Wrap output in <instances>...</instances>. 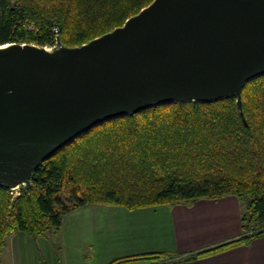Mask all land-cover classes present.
I'll return each mask as SVG.
<instances>
[{"label": "trees", "instance_id": "trees-1", "mask_svg": "<svg viewBox=\"0 0 264 264\" xmlns=\"http://www.w3.org/2000/svg\"><path fill=\"white\" fill-rule=\"evenodd\" d=\"M153 0H0V44L82 45ZM31 23L33 29H28ZM236 98L168 103L97 123L46 159L28 193L0 186V248L15 232L31 237L60 229L66 215L90 205L129 210L192 205L234 195L242 235L186 255L192 261L264 235V74ZM62 196L70 201L65 202ZM165 252L118 257L108 264H171Z\"/></svg>", "mask_w": 264, "mask_h": 264}, {"label": "water", "instance_id": "water-1", "mask_svg": "<svg viewBox=\"0 0 264 264\" xmlns=\"http://www.w3.org/2000/svg\"><path fill=\"white\" fill-rule=\"evenodd\" d=\"M264 74V0H153L78 46L0 44V186L97 123L168 103L236 98Z\"/></svg>", "mask_w": 264, "mask_h": 264}, {"label": "crops", "instance_id": "crops-1", "mask_svg": "<svg viewBox=\"0 0 264 264\" xmlns=\"http://www.w3.org/2000/svg\"><path fill=\"white\" fill-rule=\"evenodd\" d=\"M87 206L89 205L78 210H87ZM145 209L113 211L112 218L119 225L125 242L124 248L113 260L126 255L165 252L173 256L174 262L171 264H264V235L247 245L236 246L204 258L183 261L190 253L242 235L240 205L235 196L215 200L199 199L192 205L164 204L151 211H143ZM123 225L125 227H121ZM94 229L93 225L91 232ZM37 238L34 239L22 231L9 236L0 248V264H36L37 256L29 245L32 239Z\"/></svg>", "mask_w": 264, "mask_h": 264}, {"label": "rangeland", "instance_id": "rangeland-1", "mask_svg": "<svg viewBox=\"0 0 264 264\" xmlns=\"http://www.w3.org/2000/svg\"><path fill=\"white\" fill-rule=\"evenodd\" d=\"M19 194L20 187L12 193L13 197ZM62 199L65 202L70 201L67 196H62ZM237 199L241 216L242 203L244 202ZM87 207H91L89 208L90 212L87 211L88 208L87 210L86 208L77 209L78 211L64 217L60 229H52L45 236L31 240L29 246L37 256L36 264H106L113 260L112 258L116 254H120V250L124 248L125 244L123 242L124 235H122L119 225L115 224L112 214L115 210L124 209L127 211V209L122 206L102 204H90ZM156 208L157 206L150 207L143 211H151ZM108 211L112 212L108 213ZM93 225L95 229L91 232ZM121 227H125V225ZM39 261L40 263H38Z\"/></svg>", "mask_w": 264, "mask_h": 264}, {"label": "built area", "instance_id": "built-area-1", "mask_svg": "<svg viewBox=\"0 0 264 264\" xmlns=\"http://www.w3.org/2000/svg\"><path fill=\"white\" fill-rule=\"evenodd\" d=\"M28 29H33V26L31 23H28ZM51 38L54 39L55 41L58 40V34H59V28L56 24L53 25L52 27V30H51ZM35 45H38V44H35ZM56 45V42L54 44H47V45H44V47L46 48H52L53 46ZM41 46V45H39ZM14 190H11V192L13 193Z\"/></svg>", "mask_w": 264, "mask_h": 264}]
</instances>
